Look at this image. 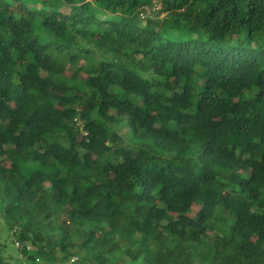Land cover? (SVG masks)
Segmentation results:
<instances>
[{
	"label": "trees",
	"instance_id": "16d2710c",
	"mask_svg": "<svg viewBox=\"0 0 264 264\" xmlns=\"http://www.w3.org/2000/svg\"><path fill=\"white\" fill-rule=\"evenodd\" d=\"M4 235L22 264H264V0H0L13 264Z\"/></svg>",
	"mask_w": 264,
	"mask_h": 264
},
{
	"label": "rangeland",
	"instance_id": "374dc122",
	"mask_svg": "<svg viewBox=\"0 0 264 264\" xmlns=\"http://www.w3.org/2000/svg\"><path fill=\"white\" fill-rule=\"evenodd\" d=\"M32 8H34V7H32ZM84 65L85 64H83L82 62L79 63L77 66L70 65L67 67L66 73L71 74L72 72H76L77 76H79L80 78H84L85 77V70H83V68H82V67H84ZM126 133L127 132L124 130L123 134L127 135ZM126 139H128V136L126 137ZM2 164L7 165V163H5L4 161H2ZM193 209L195 212L196 208L193 207ZM212 238H213V236H211V239ZM1 241H3V244H4V248H3L4 255L12 257L13 258V260H12L13 264L24 263L23 260H21L20 253L18 250L21 247V243L18 241L17 238L13 239L12 237H6L5 236V237H3V239H1ZM27 264H62V262L61 261H55V260H43V261H37L34 263L28 262ZM119 264H122V263H119Z\"/></svg>",
	"mask_w": 264,
	"mask_h": 264
},
{
	"label": "built area",
	"instance_id": "2783aa9c",
	"mask_svg": "<svg viewBox=\"0 0 264 264\" xmlns=\"http://www.w3.org/2000/svg\"><path fill=\"white\" fill-rule=\"evenodd\" d=\"M160 7L159 5L155 4L152 7H143V11L139 12V18L140 20H145L146 18L153 19L156 17L157 12L159 11ZM76 126L78 127L80 133L82 136H86L87 133L83 129V124L81 121L76 120ZM78 257L77 256H72L70 257L65 264H78Z\"/></svg>",
	"mask_w": 264,
	"mask_h": 264
}]
</instances>
